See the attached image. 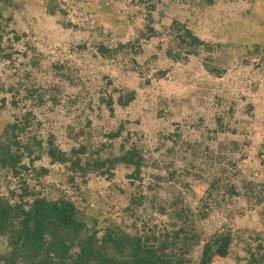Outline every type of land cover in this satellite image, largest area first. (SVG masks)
Here are the masks:
<instances>
[{"label":"rangeland","instance_id":"1","mask_svg":"<svg viewBox=\"0 0 264 264\" xmlns=\"http://www.w3.org/2000/svg\"><path fill=\"white\" fill-rule=\"evenodd\" d=\"M199 1L1 0L12 21L2 23L0 36L14 55L0 59V77L7 84L24 79L46 94V102L0 110V128L33 111L37 133H54L65 151L81 133L80 141L91 137L92 146L109 147L104 156L111 147L119 152L122 142L126 149L138 147L146 159L141 180L119 166L110 181L93 176L73 184L55 165L44 189L30 183L45 196L71 198L86 214L111 212L127 231L134 225L143 232L193 231L196 224L202 241L218 230L230 232V255L212 264H250L251 255L264 264V51L248 52L264 42V0H219L206 8ZM175 20L214 52L170 58L164 27ZM12 29L20 41L11 42ZM100 45L111 55L101 54ZM214 65L224 71L220 76L210 72ZM131 91L135 99L121 106L119 96ZM121 124L123 135L108 139ZM4 177L0 172V194L19 186L18 179ZM139 194L144 204L128 210ZM182 210L191 214L187 226ZM202 245H195L187 264H200ZM0 249H7L4 238Z\"/></svg>","mask_w":264,"mask_h":264},{"label":"trees","instance_id":"2","mask_svg":"<svg viewBox=\"0 0 264 264\" xmlns=\"http://www.w3.org/2000/svg\"><path fill=\"white\" fill-rule=\"evenodd\" d=\"M218 1L200 0L199 5L201 8L213 7ZM147 7L155 9V5ZM50 12L55 11L50 9ZM4 21L10 23L12 17L5 18L0 7V27ZM149 31L152 32V29ZM164 31L170 39L167 55L175 61L180 60L183 54L187 57L200 56L205 49L214 52L215 47L211 43L180 21H173L164 27ZM8 34H12L11 42L21 40L16 29ZM2 40L0 36V59L11 61L13 47L4 46ZM261 48L264 51V42L250 46L248 52L259 54ZM99 52L105 56L112 53L105 45H100ZM24 55L27 56V53ZM31 62L36 63L34 59ZM210 72L220 76L224 71L214 65L210 67ZM162 74L165 75V72ZM29 77L28 72L24 78ZM23 80L7 84L0 77V110L8 106L17 108L21 103L25 106L27 101L36 105L46 102L45 93L34 85L24 84ZM134 99L135 91H131L120 95L118 103L125 107ZM50 100H58L57 95L50 93ZM113 105L111 96L108 101L111 112L114 111ZM35 120L33 111H26L20 118L16 117L15 121L0 128V172L5 173L4 178L20 182L13 189L8 185L7 194H0V238H4L7 244L6 250L0 249V264H187L195 245L202 242L200 264H212L215 258L230 255L234 243L230 232L218 230L202 241L196 224L192 225L193 231L180 227L163 233L155 230L143 232L136 225L132 231H127L111 212L86 214L71 198L53 197L52 192H48L51 197L45 196L30 182L35 180L44 189L42 182L51 173L52 166H62L73 184L93 176L110 181L119 166L132 170L128 178L141 180L146 159L141 149L136 146L126 149L123 142L119 152H115L110 145V153L104 156L102 153L109 147L92 146L91 137L80 141L82 133L74 137L78 143L65 151L54 133L46 137L37 133ZM124 127L121 124L115 131H109L107 138L116 140L121 137ZM45 160L48 166L36 165ZM228 188L230 194H237L235 185ZM145 199L141 194L131 196L133 207L128 210L142 206ZM181 212L187 226L190 211ZM201 214V218H206L208 213L203 211ZM259 263L261 261L251 255L250 264Z\"/></svg>","mask_w":264,"mask_h":264}]
</instances>
